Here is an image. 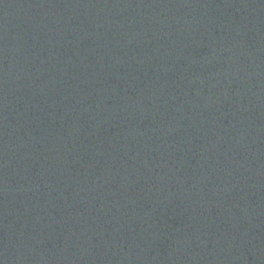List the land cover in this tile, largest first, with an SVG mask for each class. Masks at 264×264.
I'll return each mask as SVG.
<instances>
[{"label":"water","instance_id":"water-1","mask_svg":"<svg viewBox=\"0 0 264 264\" xmlns=\"http://www.w3.org/2000/svg\"><path fill=\"white\" fill-rule=\"evenodd\" d=\"M0 264H264V0H0Z\"/></svg>","mask_w":264,"mask_h":264}]
</instances>
